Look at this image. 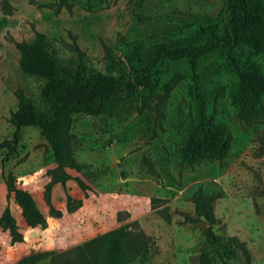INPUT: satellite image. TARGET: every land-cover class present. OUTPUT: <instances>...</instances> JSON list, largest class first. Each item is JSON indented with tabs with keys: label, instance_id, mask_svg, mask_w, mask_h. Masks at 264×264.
Returning <instances> with one entry per match:
<instances>
[{
	"label": "rangeland",
	"instance_id": "374dc122",
	"mask_svg": "<svg viewBox=\"0 0 264 264\" xmlns=\"http://www.w3.org/2000/svg\"><path fill=\"white\" fill-rule=\"evenodd\" d=\"M227 3L0 0V143L14 138L20 93L47 107L48 78L25 71L17 43H33L41 32L60 55L82 51L92 68L133 80L156 43L209 25L222 32ZM252 59L264 74V53ZM232 63L223 48L196 66L164 58L152 73L155 92L124 94L114 114H73L81 168L58 169L42 128L22 127L14 155L5 160L0 148V216L9 206L19 225L17 236L0 225V264H100L84 246L134 221L153 237L146 264H264V97L257 115L239 113L241 80ZM205 123L224 130L217 138L229 143L227 151H208L200 135L185 152L189 135ZM7 179L32 193L45 227L28 224ZM197 193L213 200L214 234L196 210ZM80 198L82 207L69 211Z\"/></svg>",
	"mask_w": 264,
	"mask_h": 264
},
{
	"label": "trees",
	"instance_id": "16d2710c",
	"mask_svg": "<svg viewBox=\"0 0 264 264\" xmlns=\"http://www.w3.org/2000/svg\"><path fill=\"white\" fill-rule=\"evenodd\" d=\"M227 9L229 19L222 32L216 26L209 25L194 34L184 33L156 43L146 65L141 71H136L133 80H124L120 75L104 74L92 68L82 51H79L78 58L60 55L49 38L41 32L36 33L33 43H17L23 55L25 71L48 78L42 89L47 107L40 109L33 99L23 93L19 94V109L11 117V123L16 127L14 138L0 143V148L7 150L4 159L8 160L16 153L22 127L38 126L51 144L58 169L65 171L67 168H81L82 164L74 155L70 131L73 114H114L124 94L135 92L139 87L150 93L155 92L152 73L162 59H186L192 66H196L203 56L221 48L232 56V66L241 80L240 93L235 97L239 113L244 117L257 115L264 97V74L262 68L252 61V57L264 53V0H228ZM119 68L122 70L120 65ZM206 127V123L204 126L201 124L197 131L189 135L186 153L197 147L200 135L208 151L220 154L227 151L229 143L223 146L217 138L223 135L221 132L224 130ZM15 182L16 179H7L9 194L15 192L16 201L26 221L32 227H45L47 218L34 196ZM194 199L196 210L204 215L210 224V233L214 234L213 226L217 218L213 200L205 198L201 193H197ZM73 203L68 206L69 211L82 207L83 199H74ZM0 225L10 229L14 236L19 235L17 219L9 206L4 208L0 216ZM129 241H132V246H129ZM153 242V237L141 228L138 221H134L91 240L84 247L91 250L100 264H128L137 258H140L141 264H146ZM207 256V253L203 254L205 263Z\"/></svg>",
	"mask_w": 264,
	"mask_h": 264
},
{
	"label": "crops",
	"instance_id": "0c3cea01",
	"mask_svg": "<svg viewBox=\"0 0 264 264\" xmlns=\"http://www.w3.org/2000/svg\"><path fill=\"white\" fill-rule=\"evenodd\" d=\"M1 204H2V203H1V199H0V207H1Z\"/></svg>",
	"mask_w": 264,
	"mask_h": 264
}]
</instances>
